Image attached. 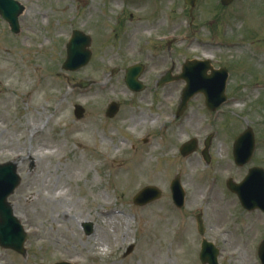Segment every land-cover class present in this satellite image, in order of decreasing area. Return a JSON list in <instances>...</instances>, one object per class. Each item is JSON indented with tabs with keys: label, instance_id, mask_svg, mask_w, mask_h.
I'll return each mask as SVG.
<instances>
[{
	"label": "rangeland",
	"instance_id": "374dc122",
	"mask_svg": "<svg viewBox=\"0 0 264 264\" xmlns=\"http://www.w3.org/2000/svg\"><path fill=\"white\" fill-rule=\"evenodd\" d=\"M18 1L26 7L18 35L0 18V162L23 157L17 163L22 184L10 201L30 233L24 255L0 247V264L63 259L76 264H204L199 259L202 238L197 213L204 216L205 237L220 248L219 263L260 264L257 245L264 236V214L243 209L232 192L230 198L226 180L238 177L240 181L248 167L238 174L231 150L235 134L247 127L253 128L258 143L250 165L264 167V0L252 1L241 27L232 22L229 31L243 45L191 52L231 58L227 62L234 70L230 87L244 84L253 90L239 93L246 98L249 94L247 101L226 107L227 115L219 124L223 132L211 145L209 165L199 152L190 159L179 153L180 145L194 136L202 146L215 125L200 96L194 99L199 108L182 127L168 124L182 86L160 90L153 86L155 73L167 60L158 61L143 78L153 95H131L117 72L108 74L119 61H108L110 53L122 50L129 40L124 35L135 29L138 15L153 16L147 9L138 12L135 4L125 6L120 0ZM209 3L214 0L204 6L205 28L191 32L202 40L223 39L221 23L228 20L230 10ZM164 9L173 19L182 12L180 4L170 2ZM178 21L165 31L169 23L162 19L157 26L161 31L156 33L174 30L180 34L186 27L181 19L176 18L175 24ZM78 26L96 34L90 46L93 63L69 72L61 65L66 56L61 41L67 42ZM142 32L137 43L146 36ZM90 77L96 80L93 88L75 87ZM111 99L123 100H119L123 108L112 119L105 113ZM77 103L86 108L81 120L74 116ZM31 157L34 171H29ZM177 173L187 193L182 210L174 206L169 189ZM216 173L218 188L208 197L206 182ZM152 184L162 188V197L146 207L135 206L137 191ZM83 221L95 223L94 235L84 233ZM34 230L39 234H31ZM132 244L133 250L126 255Z\"/></svg>",
	"mask_w": 264,
	"mask_h": 264
},
{
	"label": "water",
	"instance_id": "95a60500",
	"mask_svg": "<svg viewBox=\"0 0 264 264\" xmlns=\"http://www.w3.org/2000/svg\"><path fill=\"white\" fill-rule=\"evenodd\" d=\"M5 9H7V10H9L10 12H12V15L10 14V16L9 15H6V17L10 20V21H13L14 19H16V15L22 10L21 9V7L18 9V12H17V7H16V5H15V3L14 2H12V1H6V7H5ZM2 13L4 14L5 12L4 11H2ZM192 94V93H191ZM191 94H189V93H185V95H184V99L185 100H187V98H189L190 96H191ZM252 148H253V140L251 139L250 141H249V144L246 146V159H249V157H250V155H251V153H252ZM261 183L263 184V190H264V178L262 179V181H261ZM232 189H234V190H238V192H240V188L239 187H232ZM258 189H260L261 190V188H258ZM255 205H257V204H255ZM255 205H251V206H255ZM14 248H16V249H20V247L21 246H18V245H12ZM206 255H207V252H206ZM204 257H205V254H204ZM210 264H217L216 263V259L214 260L213 258L210 260Z\"/></svg>",
	"mask_w": 264,
	"mask_h": 264
},
{
	"label": "flooded vegetation",
	"instance_id": "af4514ba",
	"mask_svg": "<svg viewBox=\"0 0 264 264\" xmlns=\"http://www.w3.org/2000/svg\"><path fill=\"white\" fill-rule=\"evenodd\" d=\"M150 1H152V0H150ZM208 3V2H207ZM206 3V4H207ZM198 4V3H197ZM209 4H212V3H209ZM148 5V7H149V3L147 4ZM197 6V5H196ZM155 43H157L156 41H155ZM154 43V44H155ZM162 43H164V42H162ZM166 45H168V44H166ZM212 65H213V67H218L217 65H215L214 63H212ZM148 72V70L146 71V73Z\"/></svg>",
	"mask_w": 264,
	"mask_h": 264
}]
</instances>
